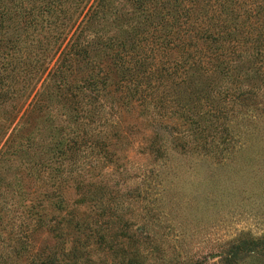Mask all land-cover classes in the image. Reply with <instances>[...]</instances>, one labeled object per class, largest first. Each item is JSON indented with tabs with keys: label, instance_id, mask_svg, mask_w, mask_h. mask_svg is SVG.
Instances as JSON below:
<instances>
[{
	"label": "trees",
	"instance_id": "1",
	"mask_svg": "<svg viewBox=\"0 0 264 264\" xmlns=\"http://www.w3.org/2000/svg\"><path fill=\"white\" fill-rule=\"evenodd\" d=\"M259 123L264 0H0V264L114 247V264L157 263L155 245L142 251L158 241L127 234L96 166L141 126L149 152L163 129L184 155L228 166ZM240 254L264 261V239L223 264Z\"/></svg>",
	"mask_w": 264,
	"mask_h": 264
},
{
	"label": "rangeland",
	"instance_id": "2",
	"mask_svg": "<svg viewBox=\"0 0 264 264\" xmlns=\"http://www.w3.org/2000/svg\"><path fill=\"white\" fill-rule=\"evenodd\" d=\"M257 129L233 163L222 166L184 155L163 129L158 130L162 151L149 152L152 136L141 126L125 144L111 148L115 162L96 166V186L115 194L114 207L124 212L127 234L158 241L142 251L155 245L162 257L155 264H197L208 252L222 256L211 262L206 258V264H223L226 253L240 242L264 239V123ZM114 250L109 253L114 261L99 253L76 264H114L120 259L118 248ZM247 256L235 258L238 264H264Z\"/></svg>",
	"mask_w": 264,
	"mask_h": 264
}]
</instances>
